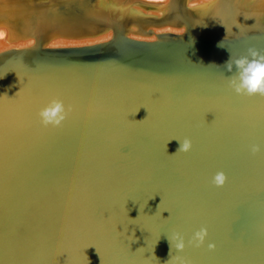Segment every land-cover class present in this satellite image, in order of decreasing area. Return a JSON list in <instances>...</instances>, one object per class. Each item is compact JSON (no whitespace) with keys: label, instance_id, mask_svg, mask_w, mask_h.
Wrapping results in <instances>:
<instances>
[{"label":"water","instance_id":"obj_1","mask_svg":"<svg viewBox=\"0 0 264 264\" xmlns=\"http://www.w3.org/2000/svg\"><path fill=\"white\" fill-rule=\"evenodd\" d=\"M228 36L0 52V264H264V28Z\"/></svg>","mask_w":264,"mask_h":264},{"label":"bare ground","instance_id":"obj_2","mask_svg":"<svg viewBox=\"0 0 264 264\" xmlns=\"http://www.w3.org/2000/svg\"><path fill=\"white\" fill-rule=\"evenodd\" d=\"M260 28L264 0H0V52L116 38L212 39Z\"/></svg>","mask_w":264,"mask_h":264}]
</instances>
